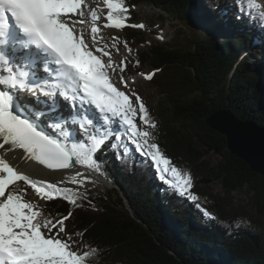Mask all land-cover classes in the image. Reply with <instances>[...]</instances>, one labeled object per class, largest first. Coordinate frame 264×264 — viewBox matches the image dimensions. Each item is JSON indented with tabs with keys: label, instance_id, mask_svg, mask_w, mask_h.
Listing matches in <instances>:
<instances>
[{
	"label": "trees",
	"instance_id": "trees-1",
	"mask_svg": "<svg viewBox=\"0 0 264 264\" xmlns=\"http://www.w3.org/2000/svg\"><path fill=\"white\" fill-rule=\"evenodd\" d=\"M227 1L236 3L239 16L199 33L195 28L205 21L196 0H123L126 23L137 19L134 8L151 3L179 25L173 43L136 51L133 68L149 61L151 82L165 102L158 110L145 107L155 127L142 123L143 131L173 166L190 174L197 199L162 181L126 140L111 141L97 161L123 195L69 192L76 205L56 196L40 210L54 221L68 217L64 225L74 247L91 253L86 264H264V177L232 156L225 137L205 124L214 112L230 109L264 128V49L249 52L264 17L247 0H222V7ZM124 41L141 44L134 28ZM209 182L219 184L222 195L206 187ZM18 183L26 199L28 186ZM243 190L253 212L232 202L231 194Z\"/></svg>",
	"mask_w": 264,
	"mask_h": 264
},
{
	"label": "snow or ice",
	"instance_id": "snow-or-ice-1",
	"mask_svg": "<svg viewBox=\"0 0 264 264\" xmlns=\"http://www.w3.org/2000/svg\"><path fill=\"white\" fill-rule=\"evenodd\" d=\"M83 4L84 0H0V149L6 145L5 151L21 149L22 158L47 169H70L76 164L96 169L94 153L104 141L95 133L111 127L116 141L126 136L131 141L127 147L134 145L135 152L148 158L162 181L195 201L190 174H182L151 142V133L138 128L137 112L144 125L155 127L140 97L132 94L137 108L129 95L110 82L109 70L123 81L124 66L113 63L106 45L99 46L97 10L90 9L91 41H85L83 32L77 33L76 25L86 22ZM104 4L108 9L104 27H125L128 9L123 0H104ZM247 6L264 17L259 0H247ZM41 95L52 99L42 100ZM57 97L70 101L63 111ZM77 125L85 132L93 128L90 147L71 127ZM80 175L70 182L78 183ZM21 181L41 198L61 196L77 203L70 189L32 180L0 156V264H86L91 253L74 247L63 226L68 217L54 221L36 210L24 199L23 190H17Z\"/></svg>",
	"mask_w": 264,
	"mask_h": 264
},
{
	"label": "rangeland",
	"instance_id": "rangeland-1",
	"mask_svg": "<svg viewBox=\"0 0 264 264\" xmlns=\"http://www.w3.org/2000/svg\"><path fill=\"white\" fill-rule=\"evenodd\" d=\"M85 1L91 2L92 0H85ZM196 2L197 3L195 7L197 11H199L197 8V6L199 5V2L202 5H204L203 7L204 12L200 16L204 15L203 21L205 22L202 21L203 23L197 24L195 29L199 33L208 32L207 27H209L212 24V21L208 22L206 20V16L208 14L215 13L216 15V17H214L216 19L215 22L219 21L221 19V15H220V12L216 13V10L218 7H220L222 1L221 0H199V1L196 0ZM98 4H99V8L102 9V11L100 12L102 18H100L101 20L100 19L98 20L97 22L98 26L97 25L96 26L99 27L101 25L102 28L107 29L105 30L106 32H103L104 33L102 34L103 36L102 35L98 36L99 37L98 40L101 41L102 43L99 41L98 42H99L100 47H104L106 45L107 46L106 50L109 51L112 54V56L113 55L123 56L124 54L125 59L124 60L119 59L117 63L121 64V62H123L126 65L124 66V69H125L124 71L125 73L123 75L124 83L122 84V88L124 89L125 94L129 95L133 99L135 96L133 97L132 94L135 93L136 96L138 95L140 97V100L143 102V104H145V107H147V109L158 110L160 105H162L165 102L159 95L158 89L156 88V86L152 84L151 79L147 78L149 75H151V77L153 76L154 70L150 66L149 61L145 62L142 66L138 67L137 70H134L133 68V63L135 62L134 54L136 53V51L137 52L146 51L147 48H150V46H155L156 44L168 45L170 43H173V40L179 34L178 32L179 25L177 21H175L173 17L164 14L162 11H160V9L152 6L151 3H145L143 5H140L138 8H134V11L136 12V15H137V19H135L133 23L128 22L126 23L127 25L121 29L108 28V27H104V25L107 23L106 14L108 12V9L106 5L104 4V0L100 1ZM231 8L234 10V12L228 14V10ZM237 8L238 7L236 3L227 1L226 7L223 9V15H227L230 18L233 17L234 15H237L238 14ZM140 24H143L144 27L141 28V27L132 26V25H140ZM81 25H85L87 28L92 27L91 21H88V22L86 21L85 23L80 24V26ZM133 28L137 31L138 41H140L141 44L137 45L135 43H131L130 44L131 46H129L124 41L125 33L128 29H133ZM123 29L125 30L123 31ZM263 35H264V27H262L260 31H258V37L256 38V41H254L253 45L250 47L251 48L249 51L250 53H255V51L261 48L264 49V40L261 41V38L264 37ZM101 37L103 38L102 40L100 39ZM85 41L87 42L88 40L85 39ZM181 41H183V39ZM219 43H223V39L220 38ZM115 44L117 45L114 47L113 45ZM107 59L108 58L105 57V60ZM134 106L137 108L139 107L138 103H134ZM136 123H137L138 128H140V130L143 131L139 112H137ZM119 143L121 142L119 141ZM121 144H123V142ZM124 144L131 145V141H126L124 142ZM98 154L99 152L96 153L95 157H97ZM218 159L219 158L216 155L213 156V160H218ZM97 163L99 167L94 170L102 174V177H104L105 180L107 181L106 182L107 187L103 186L101 183L95 181L92 178L83 176V177H79L78 183L70 182L74 186H66V187L64 186L61 188L70 189V192L73 194H88V196H92V197L108 196L109 194L123 195L120 188L116 187V185L112 181H110L108 177L109 174L106 168L103 166V164H100L98 161ZM170 178L171 177H169V179ZM35 181L43 182L39 180H35ZM61 181H65V180L63 179ZM53 183L56 184V182H53ZM27 186H28L29 192L25 200L33 203L35 205L36 210L40 211L42 207L45 206L46 202L49 201L50 199L46 197L41 198V196L38 195L30 185H27ZM206 187L211 188L213 193L220 194V195H222L223 193L221 186L217 184L216 182H209L206 185ZM231 198H232V202L235 205L237 206L244 205V206L249 207L250 211L252 212L254 211L253 207H251L249 204L250 201H249L248 195L246 194L245 190L236 191L232 193ZM63 226L65 227V225ZM60 235L63 236V232L60 233Z\"/></svg>",
	"mask_w": 264,
	"mask_h": 264
},
{
	"label": "bare ground",
	"instance_id": "bare-ground-1",
	"mask_svg": "<svg viewBox=\"0 0 264 264\" xmlns=\"http://www.w3.org/2000/svg\"><path fill=\"white\" fill-rule=\"evenodd\" d=\"M102 0H92L90 1H85L84 0V4L82 5V7L85 10V21H90V9H95L98 11V15L101 17V11L102 9L99 8V2ZM199 1V0H198ZM197 3V2H196ZM204 5H202L199 2V5L197 6L198 10L200 13L204 12L203 9ZM236 8V6H235ZM234 10L231 8L228 10V14L229 13H233ZM207 19V17H206ZM101 20V19H100ZM102 22V21H101ZM98 26V25H97ZM99 33L97 34V39L99 38L98 36L104 34L103 32H106L105 30H107L106 28H102V26H99ZM91 28H87L85 25H81L80 27L77 26L76 31L77 33L83 32V38H85L86 40H88L87 42H90L92 39V34H91ZM113 30V29H112ZM111 30V31H112ZM110 31V30H109ZM108 35V34H107ZM103 36V35H102ZM264 36V35H263ZM105 38V37H104ZM118 38V37H117ZM103 39V38H102ZM101 39V40H102ZM254 39V38H253ZM264 40V37L261 38V41ZM99 41V40H98ZM101 42V41H99ZM102 43V42H101ZM117 44H115L116 46ZM91 46V45H90ZM100 46V45H99ZM114 46V45H113ZM114 46V47H115ZM131 46V45H129ZM113 47V48H114ZM110 49V48H109ZM262 49V48H261ZM122 54V53H121ZM105 59V58H104ZM113 63L116 66H122V64L117 63V61L120 60H124V54L122 55H113L111 57ZM124 65V63H123ZM125 71V69H124ZM125 73V72H124ZM123 73V75H124ZM109 76H110V82L113 83V86L117 87L120 91H124V89L122 88V84L124 83L122 80H120V78H118L119 76L115 73H112L109 70ZM126 85V84H124ZM130 85V84H129ZM131 86V85H130ZM134 88V87H133ZM134 91V90H133ZM125 92V91H124ZM24 95L26 97H28L29 99L34 100L35 98L31 96V93H24ZM138 96V95H137ZM134 97V96H133ZM42 100H51L52 98L47 97V96H41L40 97ZM131 98V97H130ZM58 99V98H57ZM132 99V98H131ZM133 102L135 103V97L132 99ZM145 105V104H144ZM60 110L63 111L64 108L62 107V105L60 104ZM41 119H45V117H41ZM71 127H76V131L79 133V137L82 138L83 140H87L88 141V146H91V141L88 139L90 136H92L94 134L93 129L88 128L87 132H85L82 128L77 126H71ZM51 130V129H50ZM98 137H102L103 138V143L99 146V148L101 146H103L106 142H109L112 138V134L115 135L112 131H111V127L108 128L107 132L101 131V130H97L95 133ZM126 137V136H125ZM63 139V138H62ZM127 141V140H126ZM67 143L71 144V140L66 141ZM115 142V141H114ZM119 142V141H118ZM9 146H5V149H0V156H3V158H5L6 160H8V162L15 168H17V170L23 174L28 175L32 180H39V181H43L45 183H53L56 182L58 187H66V186H74L73 184L70 183L72 177H76L77 174H81L79 177H88V178H92L95 181L101 183L103 186L107 187L106 184V180L104 177H102V174L95 171L93 168H87L84 166H81L79 164H77V166L75 168H72L68 171L65 172H52V171H48L46 170V168L40 166L39 164L35 163L34 161H32L31 159H24L22 157L25 156V154L23 153V151L21 149H16L15 151H5L6 149H8ZM98 148V149H99ZM98 151V150H97ZM96 151V152H97ZM96 152L94 153V156L96 154ZM65 177V178H63ZM65 180V181H61V180ZM71 184V185H70Z\"/></svg>",
	"mask_w": 264,
	"mask_h": 264
},
{
	"label": "water",
	"instance_id": "water-1",
	"mask_svg": "<svg viewBox=\"0 0 264 264\" xmlns=\"http://www.w3.org/2000/svg\"><path fill=\"white\" fill-rule=\"evenodd\" d=\"M205 124L211 130L225 137L227 151L232 156L242 160L252 173L264 177V128L256 124L255 121L238 119L230 109L214 112L206 119ZM76 166L77 164L72 168ZM70 169L46 168L52 172H65ZM126 206L129 208L128 203Z\"/></svg>",
	"mask_w": 264,
	"mask_h": 264
}]
</instances>
